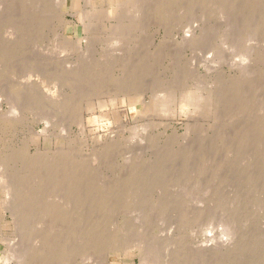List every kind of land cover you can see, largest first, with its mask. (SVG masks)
Masks as SVG:
<instances>
[{"label": "rangeland", "instance_id": "obj_1", "mask_svg": "<svg viewBox=\"0 0 264 264\" xmlns=\"http://www.w3.org/2000/svg\"><path fill=\"white\" fill-rule=\"evenodd\" d=\"M1 177L7 264H264V0H0Z\"/></svg>", "mask_w": 264, "mask_h": 264}, {"label": "clouds", "instance_id": "obj_2", "mask_svg": "<svg viewBox=\"0 0 264 264\" xmlns=\"http://www.w3.org/2000/svg\"><path fill=\"white\" fill-rule=\"evenodd\" d=\"M66 2H67V0H66ZM111 14H112V11L110 10L109 11V15H111ZM236 60L240 61L241 64H245V65L249 63L247 57H237ZM161 95H163V94H161ZM137 104H138V102H137ZM120 106L121 107H126L127 108V113L129 115L138 113V107H137L136 104H133V105L129 106L126 103V101L122 99L121 102H120ZM114 107H115V102L114 101H110L108 105L100 107L98 111L100 113H103V112L111 110V108H114ZM198 111H199L198 109L192 108L190 105L181 104V108H180L181 116L183 118H185V119L189 115H195ZM125 118H127V117H125ZM88 123H89L90 126L96 125L95 131H105L106 132L107 129L112 127V121L111 120H102L99 115L89 116L88 117ZM134 139H136V137H134ZM208 234L211 235L212 233L209 232ZM222 239H224L225 242H231L232 236H231V234L226 235V236H222ZM0 264H7V261L3 258V256H0Z\"/></svg>", "mask_w": 264, "mask_h": 264}, {"label": "bare ground", "instance_id": "obj_3", "mask_svg": "<svg viewBox=\"0 0 264 264\" xmlns=\"http://www.w3.org/2000/svg\"><path fill=\"white\" fill-rule=\"evenodd\" d=\"M67 1H68V0H67ZM130 3H131V2H130ZM144 3H145V2H144ZM65 4H66V3H65ZM131 4H132V3H131ZM131 4H130V6H131ZM62 5H64V4H62ZM141 6H142V5H141ZM62 8H63V7H62ZM133 8H134V7H133ZM136 8H137V7H136ZM128 9H130V8H128ZM59 11H60V9H59ZM131 12H132V10H131ZM136 14H137V13H136ZM133 19H134V18H133ZM130 81H131V80H130ZM122 91H123V90H122ZM186 96H187V95H186ZM200 96H201V95H200ZM201 97H202V96H201ZM58 98H59V97H58ZM65 99H66V98H65ZM200 99H203V98H200ZM111 100H112V99H111ZM186 100H187L189 103H195V102L198 103L199 101H202V103L204 102L203 100H199V98H194V97H192L191 95H188V97H187ZM197 100H198V101H197ZM158 101H159V100H158ZM205 101H206V100H205ZM160 102H161V101H160ZM167 103H168V102H167ZM198 104H199V103H198ZM160 105H161V104H160ZM160 105H159V106H160ZM163 105H164L163 107L166 108V104L163 103ZM10 106H11V105H10ZM12 106H13V105H12ZM13 107H14V106H13ZM161 107H162V106H161ZM161 107H160V108H161ZM11 108H12V107H11ZM14 109H15V108H14ZM16 109H17V108H16ZM161 109H162V108H161ZM163 110H164V108H163ZM165 110H166V109H165ZM12 112H13V111H12ZM3 114H4V113H3ZM13 114H14V113H13ZM18 114H19V113H18ZM1 115H2V114H1ZM15 115H16V114H15ZM17 117H18V116H17ZM71 117H72V116H71ZM75 120H76V119H75ZM6 121H7V119H6ZM47 123H48V122H47ZM76 126H77V125H76ZM41 131H42V130H41ZM32 132H33V131H32ZM82 132H83V131H82ZM30 133H31V132H30ZM28 145H29V144H28ZM28 148H29V147H28ZM10 151H11V150H10ZM25 154H26V153H25ZM39 156H40V155H39ZM43 157H44V156H43ZM23 158H24V157H23ZM28 159H29V157H28ZM31 160H33V159H31ZM46 160H47V159H46ZM61 161H62V160H61ZM63 162H64V161H63ZM22 163H23V162H22ZM25 163H26V162H25ZM12 164H13V163H12ZM45 165H46V164H45ZM55 166H56V165H55ZM33 169H34V168H33ZM43 169H44V168H43ZM61 169H62V168H61ZM53 171H54V170H53ZM49 173H50V172H49ZM50 174H51V173H50ZM28 175H29V174H28ZM51 175H52V174H51ZM1 176H4V175H1ZM4 177H5V176H4ZM28 177H29V176H28ZM2 179L4 180V178L1 177L0 180H2ZM3 180H2V181H3ZM38 180H40V179H38ZM2 181H1V183H2ZM4 181H5V184H6V180H4ZM4 181H3V182H4ZM10 181H11V180H10ZM5 184H4V185H5ZM1 185H2V188H6V187L3 186V184H1ZM1 185H0V186H1ZM5 186H8V185H5ZM129 186H130V185H129ZM16 187H17V186H16ZM51 187H52V186H51ZM126 187H127V186H126ZM7 188H9V187H7ZM7 188H6V189H7ZM9 189H10V188H9ZM8 191H9V190H8ZM8 191L6 190V192H8ZM9 194H10V192H9ZM9 194H8V196H9ZM11 195H12V194H11ZM11 195H10V196H11ZM10 196H9V197H10ZM124 200H125V198H124ZM7 203H9V201H8ZM6 205H7V204H6ZM3 206H4V205H3ZM7 206H8V205H7ZM8 210H9V209H8ZM24 215H25V214H24ZM25 221H26V220H25ZM16 225H17V224H16ZM20 225H21V224H20ZM19 228H20V227H19ZM0 232H1V231H0ZM98 237H99V236H98ZM6 241H7V240H6ZM10 241H11V240H10ZM84 243H85V242H84ZM220 243H221L220 246H221V248H222V246H223L225 243H224V241H222V242H220ZM91 244H92V243H91ZM113 244H114V243H113ZM217 246H218V245H217ZM124 247H125V246H124ZM218 247H219V246H218ZM223 247H224V246H223ZM16 248H17V247H16ZM114 249H115V248H114ZM106 261H107V260H106ZM145 263H146V262H145Z\"/></svg>", "mask_w": 264, "mask_h": 264}]
</instances>
